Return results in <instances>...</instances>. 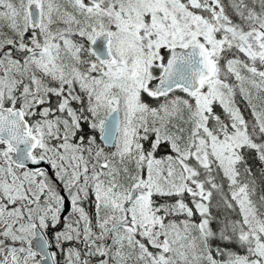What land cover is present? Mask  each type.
Here are the masks:
<instances>
[{
    "label": "snow or ice",
    "instance_id": "obj_1",
    "mask_svg": "<svg viewBox=\"0 0 264 264\" xmlns=\"http://www.w3.org/2000/svg\"><path fill=\"white\" fill-rule=\"evenodd\" d=\"M0 264H264V0H0Z\"/></svg>",
    "mask_w": 264,
    "mask_h": 264
}]
</instances>
